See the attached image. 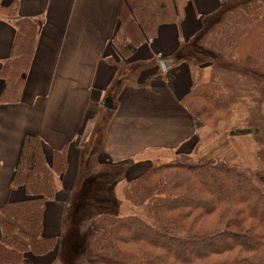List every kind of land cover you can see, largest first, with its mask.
Wrapping results in <instances>:
<instances>
[{
  "label": "crops",
  "instance_id": "obj_1",
  "mask_svg": "<svg viewBox=\"0 0 264 264\" xmlns=\"http://www.w3.org/2000/svg\"><path fill=\"white\" fill-rule=\"evenodd\" d=\"M14 1L0 0V73L13 56L16 21L42 24L21 100L0 101V208L28 198L24 188L12 187L26 134L42 140L48 162L54 151L66 150L68 170L44 214L43 235L57 237L58 248L26 261L58 264L70 245L63 243L65 227L81 219L72 222L84 208L75 206L86 196L80 195L84 183L116 181L123 193L149 163L138 159L158 161L199 146L200 130L184 100L219 75L201 39L209 30L204 21L223 14V7L221 0H180L178 21L159 27L126 59L114 42L126 0H19L15 17L7 10ZM5 89L0 77V98ZM107 100L112 109L102 106ZM115 167L124 169L119 181L110 178ZM81 221L85 232L91 223Z\"/></svg>",
  "mask_w": 264,
  "mask_h": 264
},
{
  "label": "trees",
  "instance_id": "obj_2",
  "mask_svg": "<svg viewBox=\"0 0 264 264\" xmlns=\"http://www.w3.org/2000/svg\"><path fill=\"white\" fill-rule=\"evenodd\" d=\"M179 1L126 0L114 39L118 52L128 59L159 27L176 23ZM232 1L221 0L223 17L203 35L201 46L220 57L227 70L236 66L264 75V0L224 10ZM18 2L7 8L14 17ZM41 24L16 21L13 56L0 73L6 82L0 101L21 100ZM184 105L198 130L231 113L219 75L194 87ZM253 133L249 128L232 131L233 136ZM68 167L66 150L54 151L48 162L42 140L26 134L12 187L24 188L28 198L0 208V264H26L28 255L42 257L57 250L59 239L43 235L44 214ZM123 195L139 214L95 217L86 252L106 262L91 264H264V169L176 153L175 159L155 161L129 181Z\"/></svg>",
  "mask_w": 264,
  "mask_h": 264
},
{
  "label": "rangeland",
  "instance_id": "obj_3",
  "mask_svg": "<svg viewBox=\"0 0 264 264\" xmlns=\"http://www.w3.org/2000/svg\"><path fill=\"white\" fill-rule=\"evenodd\" d=\"M252 0H234L226 5L227 11L236 8H244ZM219 12V11H218ZM223 17L222 12L218 16L211 17V21H204V25L210 29L213 25L219 23ZM215 72L222 78L221 82L229 94L231 101V113L218 123L210 120L200 128V144L194 152L190 153L198 157L206 159L224 158L230 163L238 164L251 169H264V75L256 74L250 69L234 66L231 70H227L228 65L218 56L214 55ZM251 129L257 133L246 136H233L232 131ZM150 156H144L138 161L149 162L143 170L145 172L155 161ZM148 159V160H146ZM175 159V155H163L159 157L162 162ZM145 162V163H146ZM128 165V164H127ZM117 168V173L110 175V178L119 181L120 175L124 173L123 168ZM95 179L84 183L81 194L85 197L76 199V207L84 203L81 210V218L78 225H72L69 230L72 240L68 249L63 246V253L58 264H91L96 262H106L99 257L89 255L86 252V237L91 231L92 223L95 217L103 213L129 216L139 211L132 210L128 202H126L122 193V184L116 181L98 184ZM81 183H78V186ZM124 185V184H123ZM105 189V192H104ZM87 197V198H86ZM66 214V222L69 221L71 214ZM89 218V219H88ZM84 224L91 223L85 228V232L81 231V220ZM70 227V226H69ZM72 229V230H71ZM63 243L66 244L67 229L65 227ZM67 250V253H65ZM66 254V255H65Z\"/></svg>",
  "mask_w": 264,
  "mask_h": 264
},
{
  "label": "bare ground",
  "instance_id": "obj_4",
  "mask_svg": "<svg viewBox=\"0 0 264 264\" xmlns=\"http://www.w3.org/2000/svg\"><path fill=\"white\" fill-rule=\"evenodd\" d=\"M77 216H79V213H76L73 215V218H72V222L74 221V219H77ZM71 226L70 224L68 225V228H67V235H66V241L67 243L65 245H68L70 243V239H71V235L69 233V230H70V227Z\"/></svg>",
  "mask_w": 264,
  "mask_h": 264
},
{
  "label": "water",
  "instance_id": "obj_5",
  "mask_svg": "<svg viewBox=\"0 0 264 264\" xmlns=\"http://www.w3.org/2000/svg\"><path fill=\"white\" fill-rule=\"evenodd\" d=\"M102 106L107 108V109H112L113 108V105L110 102V100H107Z\"/></svg>",
  "mask_w": 264,
  "mask_h": 264
}]
</instances>
